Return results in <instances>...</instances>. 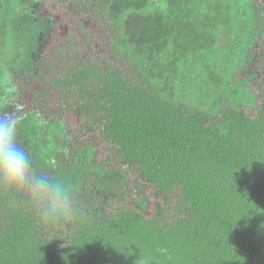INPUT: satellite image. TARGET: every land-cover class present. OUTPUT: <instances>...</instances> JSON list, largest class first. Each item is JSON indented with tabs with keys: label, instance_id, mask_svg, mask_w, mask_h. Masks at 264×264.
<instances>
[{
	"label": "trees",
	"instance_id": "trees-1",
	"mask_svg": "<svg viewBox=\"0 0 264 264\" xmlns=\"http://www.w3.org/2000/svg\"><path fill=\"white\" fill-rule=\"evenodd\" d=\"M111 1L33 8L50 28L33 69L13 75L0 117L63 124L69 156L94 144L104 170L70 197L67 221L51 225L28 191L0 189V264H264V34L251 49L258 107L225 101L213 116L163 98L118 50ZM256 4L264 21V0Z\"/></svg>",
	"mask_w": 264,
	"mask_h": 264
},
{
	"label": "rangeland",
	"instance_id": "rangeland-1",
	"mask_svg": "<svg viewBox=\"0 0 264 264\" xmlns=\"http://www.w3.org/2000/svg\"><path fill=\"white\" fill-rule=\"evenodd\" d=\"M37 1L0 0V108L15 95L13 75L33 69L50 28L33 14ZM105 11L119 25L118 50L166 100L213 116L225 101L258 107L251 49L264 21L256 0H112ZM17 132V145L26 144L33 164L51 169L70 197L92 172L104 170L94 144L69 156L70 136L61 123L31 113L18 121ZM135 190L138 208L147 211L145 186L137 183Z\"/></svg>",
	"mask_w": 264,
	"mask_h": 264
},
{
	"label": "clouds",
	"instance_id": "clouds-1",
	"mask_svg": "<svg viewBox=\"0 0 264 264\" xmlns=\"http://www.w3.org/2000/svg\"><path fill=\"white\" fill-rule=\"evenodd\" d=\"M17 123L15 117H0V189L28 191L42 219L66 220L72 211L69 189L32 172L28 153L16 143Z\"/></svg>",
	"mask_w": 264,
	"mask_h": 264
}]
</instances>
